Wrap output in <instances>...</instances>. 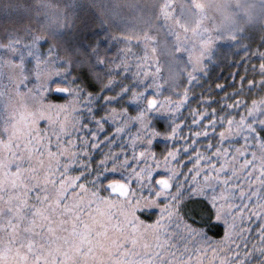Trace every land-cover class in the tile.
<instances>
[{
  "label": "snow or ice",
  "instance_id": "snow-or-ice-1",
  "mask_svg": "<svg viewBox=\"0 0 264 264\" xmlns=\"http://www.w3.org/2000/svg\"><path fill=\"white\" fill-rule=\"evenodd\" d=\"M7 40L23 75L0 89V264H264V100L240 99L264 89V49L231 92L201 67L165 96L93 82L106 41Z\"/></svg>",
  "mask_w": 264,
  "mask_h": 264
},
{
  "label": "trees",
  "instance_id": "trees-1",
  "mask_svg": "<svg viewBox=\"0 0 264 264\" xmlns=\"http://www.w3.org/2000/svg\"><path fill=\"white\" fill-rule=\"evenodd\" d=\"M196 5L205 9L210 32L206 35L212 42L202 65L208 69V79L201 78V82L224 84V92H231L227 85L232 83V74L238 73V82L245 65L249 78H254L251 65L259 64V59H253L250 53L264 49V0H0V44H8L9 36L19 37L21 43L28 37H47L49 42L55 40L63 46L77 40L106 41L107 44L99 45L105 64L98 69V76H93V82L100 87L118 81L139 89V69L130 65L149 54L152 60L154 57L155 66L148 69L158 72L156 77L161 79L165 86L163 94L167 96L183 90L184 79L190 72L184 53L177 51L180 48L175 30H192L199 19L192 14ZM166 10L174 11L173 17L165 15ZM171 21L176 25L172 26ZM85 32L89 33L87 39ZM10 51L0 49L4 58L0 60V89L4 91L10 87L7 65L12 64L14 73L17 72ZM122 54L128 57L126 74L125 64L119 59ZM113 59L121 63L120 70L110 63ZM20 72L23 75L21 69ZM114 87L119 89V84ZM195 92L198 97L200 89ZM224 92L213 90L211 94L219 98ZM245 93L241 94V101L264 100V89L250 93L245 89ZM191 104L195 107L196 100Z\"/></svg>",
  "mask_w": 264,
  "mask_h": 264
},
{
  "label": "rangeland",
  "instance_id": "rangeland-1",
  "mask_svg": "<svg viewBox=\"0 0 264 264\" xmlns=\"http://www.w3.org/2000/svg\"><path fill=\"white\" fill-rule=\"evenodd\" d=\"M204 8L202 6L196 5L194 7V10L192 11L193 15H196V17H199L198 20H196V24L192 28L191 31L185 30V29H176V42L177 46L180 48L179 51L183 52L184 62L188 65L190 68V72L195 69H200L203 65V63L206 61L208 52L211 49L212 42L208 38L206 34L210 33L209 29L207 27V22H205V15H204ZM165 15H167L169 18L174 14V11L166 10L164 12ZM203 17V19H202ZM171 20V19H170ZM171 25L175 26V22L171 21ZM212 28V27H211ZM148 55L143 56L141 59V62H133L130 66L135 69H139V76H138V84L139 89L143 88L146 85H151L152 87H156L158 84H162L161 79H158L156 76L158 72L156 70L148 69L149 67L155 66V59L153 57V60L148 57ZM146 57V58H145ZM137 59V60H138ZM8 75L10 77V87L5 91L7 93L14 92V89L12 85L16 82H18L22 75L20 72L19 67L17 68V72L14 73V67L13 65H7ZM142 68V71H141ZM23 93L20 94L22 97ZM20 97L13 96L12 103H15L17 99ZM9 97L6 95L4 97L5 102H7Z\"/></svg>",
  "mask_w": 264,
  "mask_h": 264
}]
</instances>
